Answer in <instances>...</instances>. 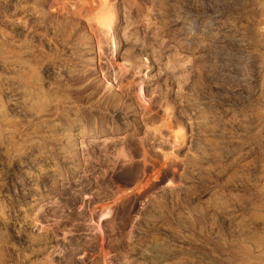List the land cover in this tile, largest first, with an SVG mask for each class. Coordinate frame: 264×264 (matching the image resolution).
I'll return each mask as SVG.
<instances>
[{"label": "rangeland", "instance_id": "374dc122", "mask_svg": "<svg viewBox=\"0 0 264 264\" xmlns=\"http://www.w3.org/2000/svg\"><path fill=\"white\" fill-rule=\"evenodd\" d=\"M258 27L264 0H0V264H264Z\"/></svg>", "mask_w": 264, "mask_h": 264}, {"label": "bare ground", "instance_id": "6f19581e", "mask_svg": "<svg viewBox=\"0 0 264 264\" xmlns=\"http://www.w3.org/2000/svg\"><path fill=\"white\" fill-rule=\"evenodd\" d=\"M91 3H93V2H91ZM101 2H99V4H100ZM103 3V2H102ZM103 5V4H102ZM98 7L100 6V5H97ZM102 6H100L99 8H101ZM30 9V8H29ZM28 9V10H29ZM97 9V8H96ZM95 9V7H93V10L95 11L96 10ZM31 12V11H30ZM25 13V12H24ZM93 13V12H92ZM97 14V13H96ZM99 14V13H98ZM99 17V16H98ZM105 17V16H104ZM184 20V19H183ZM173 25H174V31H176V34H178V35H181V36H186L187 35V33H188V31H191L192 30V28L190 27V29H189V26H187L188 28H186V25H184L183 26V22H181L179 19L177 20H174V23H173ZM194 25V24H193ZM206 26V25H205ZM219 27V26H218ZM224 28V27H223ZM189 29V30H188ZM222 29V28H221ZM264 28L262 27H258V32L260 33V32H262V30H263ZM194 30V29H193ZM187 38H188V36H186ZM196 39H198V38H196ZM186 41L188 40V39H185ZM195 40V39H194ZM191 41H193V39L191 40ZM196 43H198L197 42V40L195 41ZM187 44H188V41L186 42ZM190 43V42H189ZM247 44L248 43H246V42H241V44H239L241 47H244V46H247ZM14 48H16V47H14ZM225 48V47H224ZM2 49V48H1ZM211 52V51H210ZM5 53V52H4ZM214 54V53H213ZM6 56L7 55H9V54H5ZM218 56V55H217ZM219 57V56H218ZM216 58V57H215ZM6 59V58H5ZM213 59V58H212ZM1 61L2 60H0V63H1ZM15 61V60H14ZM13 62V60H12V57H11V62H9V61H2V63H1V65L0 66H2L3 68H6V69H8V70H12V71H18V70H20V69H22L23 68V64H16V63H12ZM208 63V62H207ZM5 69V70H6ZM25 69H26V67H25ZM24 69V70H25ZM23 70V71H24ZM11 72V71H10ZM15 74V73H14ZM4 82H6V81H4ZM11 83V82H10ZM4 84V83H3ZM32 85V84H31ZM1 86V85H0ZM12 87V86H11ZM17 87H18V85H17ZM19 87H20V85H19ZM22 87V86H21ZM37 87V86H36ZM2 88V87H1ZM24 88V87H23ZM27 88V87H26ZM21 89V91L19 92V94L20 95H22V106H24V107H28L29 109H31L32 107V105H34L35 106V104L36 103H40V102H42V98L43 97H41L36 91H32V90H30V89ZM10 89H12V88H10ZM34 89V88H33ZM35 90V89H34ZM37 90V89H36ZM13 91V90H12ZM40 92H42V91H40ZM11 93V92H10ZM17 94V93H16ZM15 94V95H16ZM13 95V94H12ZM19 95V96H20ZM14 96V95H13ZM19 96H17V97H19ZM45 96V95H44ZM16 97V96H15ZM14 99V98H13ZM12 98H11V100H13ZM11 100H9V101H11ZM15 101V100H14ZM13 101V102H14ZM12 102V101H11ZM10 102V103H11ZM15 103H18L17 101L15 102ZM43 103V102H42ZM44 103H45V101H44ZM19 106H21V104H19ZM17 107V105L14 107V109ZM23 107V108H24ZM31 107V108H30ZM39 107H41V106H39ZM22 108V109H23ZM27 108V112H29L30 110ZM0 109H1V107H0ZM21 109V110H22ZM33 109V108H32ZM24 110V109H23ZM25 111V110H24ZM31 111H33V110H31ZM30 111V112H31ZM38 112V111H37ZM72 113V112H71ZM34 114V113H33ZM38 115V114H37ZM36 115V116H37ZM35 116V115H34ZM75 116V115H74ZM4 117H6V116H3L2 115V111H0V119H4ZM204 117V116H203ZM206 123V122H205ZM42 125V124H41ZM79 125V124H78ZM206 125V124H205ZM42 127V126H41ZM48 127H50V126H48ZM71 127V126H70ZM51 128V127H50ZM42 129V128H41ZM43 129H44V127H43ZM79 129V128H78ZM206 129H208V128H206ZM54 130V129H53ZM56 130V129H55ZM210 130V129H209ZM69 131H71L69 128H67V127H61V128H59L58 130H56V131H54V135L56 134V136H57V134H63L65 137L68 135L69 136ZM53 132V131H52ZM48 133V132H47ZM49 134V133H48ZM41 135H43V134H41ZM69 139V138H68ZM66 140V139H65ZM8 143V142H7ZM9 145V144H8ZM13 147H14V145H13ZM63 151V150H62ZM64 152V151H63ZM65 153V152H64ZM46 154V153H45ZM43 156V155H42ZM38 157V156H37ZM41 157V156H40ZM63 158H67V156L66 155H64L63 156ZM40 159V158H39ZM37 160V159H36ZM36 160H34V161H36ZM42 160V159H41ZM46 160H47V158H46ZM33 162V161H32ZM39 162V161H38ZM38 162H37V164H38ZM43 162V161H42ZM36 163V162H35ZM40 163V162H39ZM46 165V164H45ZM52 167V166H51ZM53 168V167H52ZM52 168L50 169V168H45V170H42V171H44L45 173H44V177L46 178V180H48V179H51L52 177H53V175H52V173H53V171H52ZM30 175V174H29ZM28 175V176H29ZM43 177V176H42ZM49 181V180H48ZM261 189H263L264 190V188H261ZM212 194H213V192H212ZM35 195V193L33 192V195H31V196H34ZM213 197V196H212ZM211 197V198H212ZM215 197V196H214ZM214 200V199H213ZM214 201H218L217 200V198H216V200H214ZM261 201V200H260ZM215 204H216V206L220 209V208H222V210L221 211H223V208L225 207H223V204L222 203H220V202H214ZM225 204V203H224ZM260 205H263V204H260ZM259 205V206H260ZM257 206H258V204H257ZM258 206V207H259ZM216 207V208H217ZM231 208V207H230ZM226 209H228L227 208V205H226V207H225V210ZM216 210V209H215ZM224 210V211H225ZM241 210V209H240ZM220 211V210H219ZM229 211V210H228ZM227 211V212H228ZM232 212V211H231ZM244 212V211H243ZM252 213V212H251ZM254 213V212H253ZM231 214V213H230ZM254 214H256V213H254ZM259 215L261 214V213H258ZM232 215V214H231ZM232 217H234L235 219H236V221H237V223H239L240 225H245V226H249V224H248V222L250 223V220L249 219H246L245 217H244V215H242V213H240V211L238 210L237 211V209H236V211H234L233 212V215H232ZM249 217V216H248ZM230 218V217H229ZM249 220V221H248ZM264 220V219H263ZM252 222V221H251ZM248 224V225H247ZM262 224V223H261ZM254 226V225H253ZM241 227V226H240ZM250 227H252V226H250ZM247 229V228H246ZM248 230H251V228L250 229H248ZM244 231V230H243ZM247 231V230H246ZM246 234V233H245ZM258 235V234H257ZM242 236H243V234H242ZM259 236V235H258ZM252 238V237H251ZM256 240H257V237L255 238ZM252 240V239H251ZM259 240V239H258ZM255 242V241H254ZM253 244V243H252ZM244 245V244H243ZM242 245V246H243ZM256 246V245H255ZM245 247V246H244ZM248 247V246H247ZM246 247V248H247ZM149 248V247H148ZM152 247H150V249H151ZM158 249H160V248H158ZM157 249V250H158ZM240 249V248H239ZM242 249V248H241ZM249 249V248H248ZM142 250V249H141ZM152 250H154L153 248L151 249V250H146V251H148L147 252V256H148V260H150V264H166L165 263V260H166V258H165V260H164V255L162 254V256L163 257H158V256H156V255H154L153 253H152ZM161 250V249H160ZM244 250V249H243ZM242 250V251H243ZM145 251V250H144ZM247 251V250H246ZM155 252H158V251H155ZM142 253H144V252H142ZM159 254V253H158ZM161 254V253H160ZM172 255V254H171ZM255 255V254H254ZM146 256V257H147ZM168 259V258H167ZM247 259V258H246ZM182 260V259H181ZM144 261V260H143ZM241 261V260H240ZM244 261V260H243ZM141 262V261H140ZM148 261H145V263H147ZM172 262H173V260H172ZM247 262V261H246ZM249 262V261H248ZM144 263V264H145ZM175 263V262H174ZM168 264V263H167ZM180 264V263H179Z\"/></svg>", "mask_w": 264, "mask_h": 264}]
</instances>
